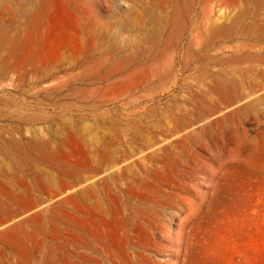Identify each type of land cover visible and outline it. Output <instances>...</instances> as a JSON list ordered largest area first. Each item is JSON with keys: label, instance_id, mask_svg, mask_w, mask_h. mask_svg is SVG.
Here are the masks:
<instances>
[{"label": "rangeland", "instance_id": "1", "mask_svg": "<svg viewBox=\"0 0 264 264\" xmlns=\"http://www.w3.org/2000/svg\"><path fill=\"white\" fill-rule=\"evenodd\" d=\"M238 3L198 47L202 0H0V264H264V0Z\"/></svg>", "mask_w": 264, "mask_h": 264}, {"label": "bare ground", "instance_id": "2", "mask_svg": "<svg viewBox=\"0 0 264 264\" xmlns=\"http://www.w3.org/2000/svg\"><path fill=\"white\" fill-rule=\"evenodd\" d=\"M216 1L217 0H202V4H201V8H200V12H199V15L197 16V21H196V25H195V27H193L192 28V30H191V32H190V34L192 35V37H193V39L196 41V45L198 46V47H201V45H203V44H208V46L207 47H209L210 45H209V39H211L212 41H217V40H220V39H223V40H227V39H231L236 33H237V29L239 28L238 26L240 25L239 23H240V21L242 20V19H237L236 21H233L230 25H228V26H224V25H219L218 24V22H220L219 20H220V18H219V16H217V17H213L212 16V14H213V11H214V9H216V8H218L219 10H221L223 7H225V6H230L231 7V5H238L239 3V0H233V1H225V2H223L222 4H218L217 5V3H216ZM163 2H164V0H163ZM166 2V1H165ZM167 3V2H166ZM170 3H171V0H170ZM220 3V2H219ZM158 4V3H157ZM157 4H155V5H157ZM162 5V4H161ZM170 5H172V4H170ZM177 5V4H176ZM172 7V6H171ZM163 8H165L164 7V5H163ZM166 9V8H165ZM164 9V10H165ZM231 9V8H230ZM229 9V10H230ZM160 10V9H159ZM161 12V11H160ZM243 14V13H242ZM239 15V14H238ZM181 17H182V15H181V13H180V11L178 10V9H174V12H173V38H174V36H175V34L177 33V31H178V29H179V27H180V20H181ZM238 17V16H237ZM236 18V17H235ZM252 20V19H251ZM165 21V20H164ZM243 21V20H242ZM166 23V22H165ZM150 24V23H149ZM152 24V23H151ZM168 24V23H167ZM186 24V23H185ZM251 25V24H250ZM183 26V25H182ZM251 26H253V25H251ZM262 27V26H261ZM264 30V29H263ZM244 32V31H243ZM255 32H257V31H255ZM240 34H242V32L240 33ZM152 35V34H151ZM156 35V34H155ZM158 35V34H157ZM246 35V34H245ZM245 37V36H244ZM151 38H152V36H151ZM154 38H156L155 36H154ZM154 38H152V39H154ZM162 38V37H161ZM264 39V38H263ZM170 40H171V36H170ZM233 40V39H232ZM240 41V40H239ZM259 42V41H258ZM170 43V42H169ZM212 43L213 42H211V45H212ZM242 43V42H241ZM244 44L243 45H245V42H243ZM248 44H250V43H248ZM168 45V44H167ZM192 45V41L190 40L189 41V44L187 45V46H191ZM228 45V44H227ZM213 46H214V44H213ZM212 46V47H213ZM246 46H248L247 44H246ZM251 45H249L248 47H250ZM259 46V45H258ZM197 47V48H198ZM204 47V46H203ZM222 47H224V46H222ZM247 47V48H248ZM228 48V47H227ZM234 48V47H233ZM238 48H239V46H238ZM241 48V47H240ZM239 48V49H240ZM262 48V47H261ZM205 49H207V48H205ZM209 49V48H208ZM207 49V50H208ZM242 49V48H241ZM258 49V48H257ZM218 50V49H217ZM227 50H229V49H227ZM219 51V50H218ZM217 52V51H216ZM220 53V52H219ZM190 54V53H189ZM188 54V55H189ZM208 56V55H207ZM245 58V57H244ZM243 58V59H244ZM247 58V57H246ZM228 59V58H227ZM229 61L231 60V59H228ZM170 61V60H169ZM222 61V60H221ZM225 61H227L226 59H225ZM224 61V62H225ZM229 61H227V62H229ZM220 62V61H219ZM221 74V73H220ZM223 75H225L224 73H223ZM208 76V75H207ZM207 76H206V78H207ZM211 77H213L212 75H211ZM211 77H208L207 79H209V78H211ZM226 78V77H225ZM263 78H264V76H263ZM206 80V79H205ZM211 81L213 82V83H215L217 86H222L223 85V83H224V79L221 77V76H217V77H213L212 79H211ZM214 84V85H215ZM225 84V83H224ZM163 133V132H162ZM115 134V133H114ZM154 134V133H153ZM75 135V134H74ZM116 135V137H117V140L118 139H122L123 141H127V142H131L132 140L129 138V136L127 135V134H125L124 136H120L119 134H118V132H117V134H115ZM142 136V135H141ZM155 137H156V135H154ZM131 137H133V136H131ZM73 138V137H72ZM75 138V137H74ZM78 139V138H77ZM147 139H149V138H147ZM114 141V140H113ZM37 142V141H36ZM40 142V141H39ZM81 142H82V144L83 143H85L84 142V140H82L81 139ZM80 142V143H81ZM108 142V141H107ZM49 144V143H48ZM116 144V143H115ZM38 145V144H37ZM51 145V144H50ZM89 145V144H88ZM113 146H114V144H112ZM41 146V145H40ZM42 146H44L43 144H42ZM46 146V145H45ZM113 146H112V149L110 150L111 151V153H113V154H118L119 155V152H117V150L115 151V149L113 148ZM81 149V148H80ZM95 150V149H94ZM122 150V149H121ZM81 151H82V149H81ZM99 151V150H98ZM61 152V151H60ZM101 152V151H100ZM94 153H96V152H94ZM93 153V154H94ZM110 153V152H109ZM85 155H86V153H85ZM108 155V154H107ZM106 155V156H107ZM118 155H117V157H118ZM152 155V154H151ZM87 156V155H86ZM93 156V155H92ZM100 156V158H101V155H99ZM106 156H103V158L105 157L106 158ZM113 156V155H112ZM95 157V156H94ZM97 157V156H96ZM107 159V158H106ZM110 159V158H109ZM116 160V159H115ZM99 161V160H98ZM104 162V164H103V166H96L95 164H94V162H93V160H92V158H91V160L89 161V163L90 164H88V170L91 172V173H95V174H97L98 176L100 175V174H103V173H105V171L103 172V170H104V168L106 167V165H109L110 163H109V161L108 160H104V161H102V163ZM126 161H123V162H121V163H119L120 165H125L126 163H125ZM85 164H87V163H85ZM81 171V170H80ZM126 171V170H125ZM115 173H113V175H114ZM63 175V174H62ZM65 175V174H64ZM77 175V174H76ZM69 178L72 180V179H75V173H70L69 174ZM113 178H114V180H118V178L116 177H114L113 176ZM69 183L70 182H68L67 180H62L61 181V185H62V188H61V191L60 192H58V191H56V192H52L51 193V191H50V193H51V195L53 196L54 195V197H55V199L56 198H59L60 196H61V194L65 191V189H67V187L69 186ZM7 185V184H6ZM45 186V185H44ZM47 186H49V185H47ZM51 187V186H50ZM47 188V187H46ZM49 188V187H48ZM4 189V188H3ZM9 189V188H8ZM7 189V190H8ZM69 189V188H68ZM5 190V189H4ZM11 190V189H10ZM47 191V190H46ZM48 191V192H49ZM55 191V190H54ZM71 191V190H70ZM3 192V191H2ZM47 192V193H48ZM46 193V192H45ZM2 202V201H1ZM32 202H34V201H32ZM1 204V203H0ZM27 205H28V203H26ZM44 204V203H43ZM31 205V204H30ZM33 205V204H32ZM7 206V205H6ZM35 206V205H34ZM35 208V207H34ZM33 208V209H34ZM26 209H27V207H26ZM11 211V210H10ZM32 211V210H31ZM6 212V211H5ZM33 212V211H32ZM3 213V212H2ZM7 213H8V211H7ZM15 213V212H14ZM35 213H37V212H35ZM9 215V214H8ZM1 216V215H0ZM39 217V216H38ZM11 218V217H10ZM41 218V217H40ZM41 220V219H40ZM38 221V220H37ZM9 222H10V220L9 219H5V220H3L2 218H1V220H0V226H2V227H5V226H7L8 224H9Z\"/></svg>", "mask_w": 264, "mask_h": 264}]
</instances>
